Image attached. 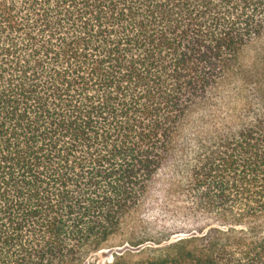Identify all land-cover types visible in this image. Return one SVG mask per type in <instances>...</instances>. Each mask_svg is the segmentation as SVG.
I'll list each match as a JSON object with an SVG mask.
<instances>
[{
  "label": "trees",
  "instance_id": "obj_1",
  "mask_svg": "<svg viewBox=\"0 0 264 264\" xmlns=\"http://www.w3.org/2000/svg\"><path fill=\"white\" fill-rule=\"evenodd\" d=\"M263 37L264 0H0V264H97L113 238L104 264H264V87L238 124L213 97ZM167 166L179 219L138 233Z\"/></svg>",
  "mask_w": 264,
  "mask_h": 264
},
{
  "label": "rangeland",
  "instance_id": "obj_2",
  "mask_svg": "<svg viewBox=\"0 0 264 264\" xmlns=\"http://www.w3.org/2000/svg\"><path fill=\"white\" fill-rule=\"evenodd\" d=\"M239 62L245 70L244 75H240L239 79H246V85L242 86L239 80H231L224 82L219 86L218 91L213 95L217 100L229 94L227 103L230 108L236 110L233 118L234 124H238L244 113L240 112L246 104L251 102L254 106L258 105L257 92L254 89L264 87V37L254 40L246 46L239 58ZM244 87V88H243ZM241 89H246L241 92ZM264 89V88H263ZM264 94V91H263ZM221 104V103H219ZM203 108H196L191 112L184 122L182 136H201L203 130L201 126L204 124L202 114ZM170 166L162 168L155 176L148 194L145 196L143 203L132 213L129 218V226H134L138 233H145L148 236H155L156 232L168 231L170 224L174 219H179V213L173 214L174 195L172 183H177L178 178L174 181L171 177L172 170ZM182 236V235H180ZM119 238H113L107 249H102L87 258V263L104 264L111 261V255L120 251Z\"/></svg>",
  "mask_w": 264,
  "mask_h": 264
}]
</instances>
